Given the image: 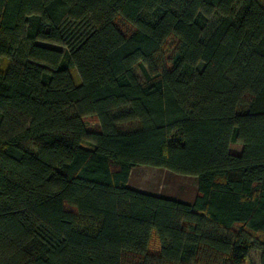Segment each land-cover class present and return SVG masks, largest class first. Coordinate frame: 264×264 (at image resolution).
<instances>
[{
	"label": "trees",
	"instance_id": "16d2710c",
	"mask_svg": "<svg viewBox=\"0 0 264 264\" xmlns=\"http://www.w3.org/2000/svg\"><path fill=\"white\" fill-rule=\"evenodd\" d=\"M137 167L196 178L194 200L131 188ZM253 252L264 0H0V264Z\"/></svg>",
	"mask_w": 264,
	"mask_h": 264
},
{
	"label": "rangeland",
	"instance_id": "374dc122",
	"mask_svg": "<svg viewBox=\"0 0 264 264\" xmlns=\"http://www.w3.org/2000/svg\"><path fill=\"white\" fill-rule=\"evenodd\" d=\"M139 74L141 75L140 71ZM74 77L76 82L79 83V78L76 73H74ZM86 121L89 126H96L98 123L94 118H89ZM233 149L236 152L241 151L239 146L233 147ZM233 149L231 148L232 152L234 151ZM129 185L131 188L144 193L176 199L187 203H192L198 189L196 178L183 177L175 175L165 169L151 167L135 168L131 173ZM260 256V253L253 252L247 264H260Z\"/></svg>",
	"mask_w": 264,
	"mask_h": 264
}]
</instances>
